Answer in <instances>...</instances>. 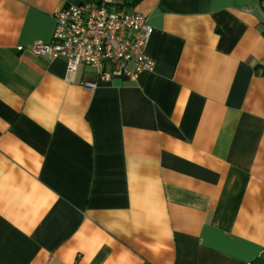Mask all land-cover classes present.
<instances>
[{
    "label": "crops",
    "instance_id": "obj_1",
    "mask_svg": "<svg viewBox=\"0 0 264 264\" xmlns=\"http://www.w3.org/2000/svg\"><path fill=\"white\" fill-rule=\"evenodd\" d=\"M152 72L31 51L62 0H0V264H264V0H102Z\"/></svg>",
    "mask_w": 264,
    "mask_h": 264
},
{
    "label": "built area",
    "instance_id": "obj_2",
    "mask_svg": "<svg viewBox=\"0 0 264 264\" xmlns=\"http://www.w3.org/2000/svg\"><path fill=\"white\" fill-rule=\"evenodd\" d=\"M53 16L51 40L34 41L30 49L63 58L68 72H76L81 64L90 66L94 78L82 83L86 90L109 81L114 72L135 79L155 69V61L144 52L153 27L143 14L127 13L102 0H62Z\"/></svg>",
    "mask_w": 264,
    "mask_h": 264
}]
</instances>
